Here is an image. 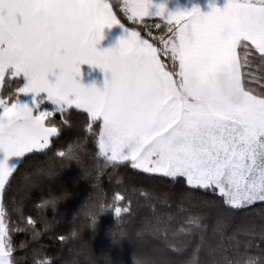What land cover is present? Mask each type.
<instances>
[{"label":"snow or ice","instance_id":"1","mask_svg":"<svg viewBox=\"0 0 264 264\" xmlns=\"http://www.w3.org/2000/svg\"><path fill=\"white\" fill-rule=\"evenodd\" d=\"M152 7L155 11L149 12ZM210 7L203 15L198 7L167 12L164 3L123 0L120 10L128 21L141 23L145 17H156L166 22L167 38L153 36L160 41L157 46L122 23L108 0H75L68 9L59 8L57 0H0V84L19 81L15 94L0 95L4 156L0 191L26 161L47 155L59 132L48 118L59 113L70 123L64 114L75 108L86 113V131L95 138L99 157L109 163L130 162L133 169L183 185L181 206L202 202L206 211L190 215L191 227L182 231L201 234V245L220 256L212 264H264V224L258 231L253 225H240L227 237L231 259L224 255L223 243L232 217L251 211L257 202L264 205V86L260 91L252 87L264 79L252 71L254 67L264 70V0H226L222 10ZM114 25L125 31L126 38L114 48L98 51L102 30ZM151 27L145 28L149 35ZM82 64L106 74L103 90L78 82ZM193 84L198 94L211 92L210 104L183 96V90ZM224 88L235 102L223 100ZM21 96H31V104L21 103ZM45 101L51 102L52 110H39ZM80 150V145H69L57 157L78 159ZM9 157L19 158L18 168L7 166ZM24 179L25 188H30L33 181L28 176ZM200 193L213 197L218 193L220 199H202ZM59 198L44 200L40 208L55 211ZM115 199L121 196L116 194ZM115 211L119 214L122 209ZM213 215L212 238H220L215 248L205 243L209 227L205 219ZM84 216L88 226L95 228L96 207ZM38 220L47 226L40 213ZM28 223L36 239L40 233L35 222L29 218ZM152 231L167 232V222L158 218ZM242 235L258 239V255L249 254L254 241H241ZM14 250L0 206V264H17ZM39 255L34 249V264H50L35 260ZM68 264L79 262L73 259ZM137 264L169 262L141 257Z\"/></svg>","mask_w":264,"mask_h":264},{"label":"trees","instance_id":"2","mask_svg":"<svg viewBox=\"0 0 264 264\" xmlns=\"http://www.w3.org/2000/svg\"><path fill=\"white\" fill-rule=\"evenodd\" d=\"M108 2L118 19L130 29L139 31L143 38L157 46L160 41L153 40V36L167 38V25L160 19L152 17L142 19L141 23H132L120 10L123 0ZM149 24L152 25L151 35L145 30ZM157 24L161 25L159 29ZM161 59L167 62V58L161 56ZM252 71L257 77L264 75V70L259 67ZM18 83L5 80L0 95L9 91L15 94ZM262 86L264 79L252 84L257 91ZM53 107L51 102L45 101L39 110L50 111ZM64 115L70 123H66L59 113L48 118V123L57 126L59 132L47 155L37 154L26 161L12 174L10 183L2 191L0 206L3 207L4 220L15 249L12 255L17 264H34V249L42 253L35 260H48L50 264H68L73 259L79 264H137L141 257L165 260L169 264H185L192 259L195 264H212L213 260L220 258L216 251H209L201 245L199 232L188 235L182 231L191 227L188 223L190 215L206 211L202 202L198 201L196 206L185 202L181 206L179 196L183 185H173L164 178L133 169L130 162L109 163L99 157L95 138L86 131V113L72 108ZM69 145L81 146L79 158L71 161L58 159L57 154L66 151ZM19 165L20 161L15 168ZM25 176L33 181L30 188H25ZM116 194L121 196L119 201L115 199ZM54 195L60 197L55 211L50 207L40 208L44 200ZM199 195L207 200L220 199L218 193L215 197ZM93 206L97 209L98 220L96 227L90 228L84 212ZM117 207L122 209L119 214L115 211ZM125 208L127 211H123ZM38 213L46 217L47 226L41 225ZM29 218L34 220L40 233L36 239H33ZM158 218L167 222L168 231L153 234ZM214 219V215L205 219V224L209 225L205 243H211L213 248L220 242L219 237L212 238L210 225ZM262 224L264 205L260 202L251 211L232 217L223 240L224 255L230 259L233 256L227 237L238 226L253 225L258 231ZM74 231L76 237L72 236ZM240 239H253V246L248 251L250 255H258V239L243 235ZM198 245L201 247L197 252Z\"/></svg>","mask_w":264,"mask_h":264},{"label":"crops","instance_id":"3","mask_svg":"<svg viewBox=\"0 0 264 264\" xmlns=\"http://www.w3.org/2000/svg\"><path fill=\"white\" fill-rule=\"evenodd\" d=\"M225 4L226 1H220L215 3L202 4L199 5L198 8L201 14L206 15L211 11L210 5L220 8L222 10ZM149 9H150L149 12L155 11L154 8H149ZM102 37L103 38L96 45L98 51H104L116 47L121 39L126 38V33L120 26L114 25L111 28L105 27L102 30ZM106 78H107L106 74L103 71H101V69H99L98 67L90 66L88 64L80 65V76L77 77V80L84 87L95 86L97 89L103 90ZM50 80L54 81V76H50ZM194 85L197 91L198 86L196 84ZM1 86L2 84H0V91H1ZM217 87H222V84L217 85ZM201 95H206V101H202L200 99ZM194 97L204 104H210L212 102V94L210 91H204L199 94L197 93V95H195ZM20 102L31 104V96H21ZM3 159H4L3 153L0 152V160ZM19 161L20 160L17 157H9L6 163L9 168L15 169ZM1 194L2 191H0V202H1Z\"/></svg>","mask_w":264,"mask_h":264},{"label":"rangeland","instance_id":"4","mask_svg":"<svg viewBox=\"0 0 264 264\" xmlns=\"http://www.w3.org/2000/svg\"><path fill=\"white\" fill-rule=\"evenodd\" d=\"M220 1H226V0H150V3L152 5H159L160 3H164L167 12H175L177 10L191 11L193 7H198L199 5H202V4L215 3V2H220ZM145 18H148V17H145ZM158 19H160L163 23H166L163 19L161 18H158Z\"/></svg>","mask_w":264,"mask_h":264},{"label":"clouds","instance_id":"5","mask_svg":"<svg viewBox=\"0 0 264 264\" xmlns=\"http://www.w3.org/2000/svg\"><path fill=\"white\" fill-rule=\"evenodd\" d=\"M57 6L61 9H68V8H72L75 6V0H57ZM228 33L226 32L225 35H227ZM222 81L225 80L226 78H221ZM197 95V91L195 88V85L193 84L192 86H190L189 88H186L183 90V96L185 98L190 97V96H195ZM223 100L225 102L231 100L232 102H235V98L231 95V93L227 90V88H224V90L221 93ZM200 99L202 101H206V95H201ZM218 107H222V105H217ZM58 203L59 201L55 202V207H58Z\"/></svg>","mask_w":264,"mask_h":264}]
</instances>
